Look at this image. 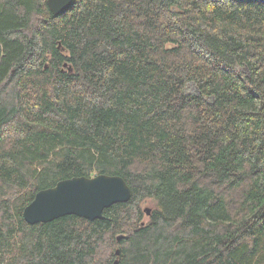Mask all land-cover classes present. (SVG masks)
Masks as SVG:
<instances>
[{"label":"trees","instance_id":"1","mask_svg":"<svg viewBox=\"0 0 264 264\" xmlns=\"http://www.w3.org/2000/svg\"><path fill=\"white\" fill-rule=\"evenodd\" d=\"M97 175L130 200L24 221ZM115 260L264 264V0H0V264Z\"/></svg>","mask_w":264,"mask_h":264},{"label":"water","instance_id":"2","mask_svg":"<svg viewBox=\"0 0 264 264\" xmlns=\"http://www.w3.org/2000/svg\"><path fill=\"white\" fill-rule=\"evenodd\" d=\"M73 1L47 0V6L54 16H58ZM131 196V188L120 176L73 177L38 191L31 203L23 209L22 216L30 225L48 223L70 215L87 221L101 220L105 209L117 203H126ZM150 212V208L144 209L147 216ZM115 255H119V250H116ZM117 262L115 260L113 264Z\"/></svg>","mask_w":264,"mask_h":264},{"label":"rangeland","instance_id":"3","mask_svg":"<svg viewBox=\"0 0 264 264\" xmlns=\"http://www.w3.org/2000/svg\"><path fill=\"white\" fill-rule=\"evenodd\" d=\"M198 89L197 87L193 84V83H189L187 86H186V92L189 93V94H195L197 93ZM153 205L152 201H148L146 202L144 205H143V208H151ZM143 209V210H144Z\"/></svg>","mask_w":264,"mask_h":264}]
</instances>
